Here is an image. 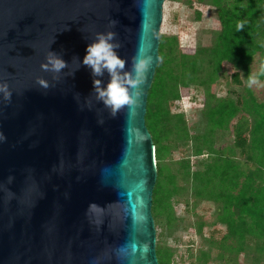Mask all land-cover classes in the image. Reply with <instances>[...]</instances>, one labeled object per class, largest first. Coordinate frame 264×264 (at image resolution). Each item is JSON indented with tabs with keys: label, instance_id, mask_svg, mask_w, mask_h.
<instances>
[{
	"label": "water",
	"instance_id": "obj_1",
	"mask_svg": "<svg viewBox=\"0 0 264 264\" xmlns=\"http://www.w3.org/2000/svg\"><path fill=\"white\" fill-rule=\"evenodd\" d=\"M164 1L0 0V264H159L145 114ZM107 30L126 67L150 59L138 102L115 115L80 63ZM48 49L68 62L59 74L42 68Z\"/></svg>",
	"mask_w": 264,
	"mask_h": 264
},
{
	"label": "rangeland",
	"instance_id": "obj_2",
	"mask_svg": "<svg viewBox=\"0 0 264 264\" xmlns=\"http://www.w3.org/2000/svg\"><path fill=\"white\" fill-rule=\"evenodd\" d=\"M219 29L220 23L216 10L212 5L197 0L164 1L159 40L160 37L162 39H164L163 37H175L177 55L184 54L186 58H189L191 55L198 54V59L202 61V71L193 73L188 86H179L180 96L168 102L170 112L173 115H181L188 137L175 139L172 136L170 141H159V139L157 140L159 143H156L161 151L160 158H156V163L159 161L158 181L159 186L165 191L160 192V200H162L166 190L177 187L171 195L172 198L168 196L164 198L166 205L171 202V210L174 216L171 223L168 224L165 217L162 218L163 222L154 220L156 244L160 243L170 248L175 264H264V250H260V246L256 243V241L259 242L258 240L246 242L243 251L234 252L221 248L222 237L226 233L225 224L218 221L221 202L218 199L201 198L195 195L197 190L194 186L197 175L195 171L201 172L199 173L200 178L198 177L196 180L198 183H207L212 188L215 186L223 188L222 186L225 185L227 193V191H230L235 178L232 170L229 172L227 179H223L227 177L226 175L222 174L220 176L224 167L222 164L227 163L228 159L233 160L237 167L244 171L241 181H244L246 174L249 173L247 170L252 171V173L257 172L256 167H258L256 162L250 161L245 154H241L233 143L232 124L238 118L246 116L250 124H254L255 117L249 113L251 108L249 109L247 105L240 108L239 113L232 119L231 125L225 128L215 127L220 122L226 121L223 117H217L214 119L216 121L205 125L204 107L212 104L217 99H222L224 96L233 99L243 98L244 96L249 97L251 92L258 102L264 101V86L249 87L246 73H241V83H236L233 80L232 73L237 69L227 61H223L219 66L217 75L209 86L208 83L205 84L201 81V77L204 78L205 74L212 68L206 63L205 54L202 55L200 49L212 44L214 35ZM159 54L163 58L162 64L164 65L162 68L159 66V69H161L159 76L161 87L169 76V72L166 71H171L173 64L168 54H162V51H159ZM261 61H264V52H257L249 64L247 74L255 71ZM260 79L264 81V78ZM164 88H156V99L163 96V91L166 90ZM248 104H252L250 99ZM147 126L155 137L156 133L148 121ZM165 130L169 135L168 126ZM201 132L202 135L207 134L208 138L211 139L210 150L205 143L200 144L198 135H201ZM181 135L183 136V132ZM247 137L248 139L252 138V133L247 132ZM200 147L201 149H199ZM249 153L252 154L253 158L257 155L253 149ZM214 160L219 161L220 164L216 163L218 166H212L213 169L221 172L218 175L202 172L204 169L206 170L207 164L213 163ZM186 161L189 162L188 168L184 167ZM223 161L224 163H221ZM226 174H228L227 171ZM261 176H257V182H263ZM220 178L227 183H223ZM199 189H202L201 186ZM218 195L217 193L215 196ZM242 238L245 239L246 237ZM226 241L228 244L234 243V239L227 238Z\"/></svg>",
	"mask_w": 264,
	"mask_h": 264
},
{
	"label": "trees",
	"instance_id": "obj_3",
	"mask_svg": "<svg viewBox=\"0 0 264 264\" xmlns=\"http://www.w3.org/2000/svg\"><path fill=\"white\" fill-rule=\"evenodd\" d=\"M197 1L212 5L216 10L217 18L220 23V29L216 31L212 44L200 49V53L202 55L203 53L205 54L204 58L207 60L206 63L212 68V70L205 74L204 78L201 77V81L205 84L208 83L209 86L213 79H215L219 66L223 61H227L237 69L232 73L233 80L236 83H241L240 74L246 73V76H248L249 64L254 55L257 52H264V0ZM241 22L244 23V27L238 30V25ZM163 38L164 39L160 37L158 52L162 51V54L166 53L169 55L168 57L171 59L173 68L171 71H166L167 73L169 72V76L165 84L160 87L161 82L159 76L161 69H159V66L162 68L164 65L162 64L163 58H161L159 54V61L155 69L151 86L148 90L145 114L146 125L148 121L153 131L156 133L154 137L151 130L148 128L155 144V155L157 159L160 158L161 151L156 143H159L161 140L165 142L170 141L172 136H174L175 139H184L185 136L188 137L181 115H173L168 109V102L180 96L179 86H188L191 82L190 78H192L191 76L193 73L202 71V61L198 59V54L191 55L189 58H186L184 54H180L179 56L181 58H178L177 43L174 42L175 37ZM260 78H264V76ZM168 82L169 85L167 86ZM162 87H165L164 89L166 90L163 91V96L156 99V88ZM209 95L213 97L211 93H209ZM249 99L252 103L250 105L248 104ZM246 105L249 109L251 108L249 113L255 117L254 124L251 125L246 116L238 118L237 121L232 124L233 143L241 154L247 156V159L256 162L258 166L256 167L257 172L252 173V171L247 170L249 173L246 174L242 182L240 179L244 171L237 167V164L233 162V160L231 161L225 158L228 159L227 163L222 164L224 167L221 171L223 172H219H221L220 176L222 174L227 176L223 179H227L229 177V172L231 170L233 171L235 180L233 181L230 191L226 193L225 185L222 186L223 188L219 186L212 188L207 183H198L196 180L198 177L200 178V171H195L197 175L194 180V186L197 188L195 195L201 198L218 199L221 202L218 221L225 224L226 233L222 237L223 242L220 246L225 250L229 249L234 252L243 251L246 242L251 240V242L258 240L259 242L256 241V243L260 246V250H264V101L258 102L251 92L249 93V97L244 96L243 98L233 99L224 96L222 99H217L212 104L206 105L203 111L206 121L205 125L210 124L212 121H216L214 119L217 117H223L226 121L220 122V124L215 125V127L219 128L220 126L225 128L231 125L232 119L239 113L240 108ZM166 125L168 126L169 135H167L165 130L167 127ZM182 132L183 136L181 135ZM247 132L252 133V138L248 139ZM198 136L200 144L205 143L210 150L211 139L208 138V135H202L201 132V135ZM157 140L159 141L157 142ZM199 149H201V147ZM251 149L256 151L257 155L255 158L249 153ZM215 158L217 159L218 157ZM216 163H219V161L214 160L213 163L207 164L206 170L204 169L202 172L205 171L209 174L218 175V170L212 167L218 166ZM221 163H224V161ZM188 165L189 162L186 161L184 167L188 168ZM156 166L158 174L159 161L156 163ZM226 171L228 174H226ZM258 175L259 177L262 175L261 179L263 182L256 181ZM223 179H221V181ZM223 183L227 182L223 180ZM159 184L157 175L152 195V215L155 221L163 222L162 218L165 217L166 222L170 224L174 218L171 210V202H168L169 205H166L164 203V198H167V196L172 198L171 195L175 192L177 187L170 188L168 191L166 190L165 195L162 200H160L159 194L164 190ZM200 186L202 189H199ZM217 193L219 195L215 196ZM242 237H246L247 239H243ZM227 238L234 239V243L228 244L227 241L225 242ZM156 254L159 264H175L172 258L173 254L169 247L157 243Z\"/></svg>",
	"mask_w": 264,
	"mask_h": 264
},
{
	"label": "clouds",
	"instance_id": "obj_4",
	"mask_svg": "<svg viewBox=\"0 0 264 264\" xmlns=\"http://www.w3.org/2000/svg\"><path fill=\"white\" fill-rule=\"evenodd\" d=\"M116 23V20L110 21L113 26ZM243 27L244 23L241 22L238 25V30ZM116 37L117 33L112 30L95 33L94 39L86 45L85 55L80 60V63L91 69L93 90L97 99L110 108L113 115L122 107L138 102L143 93L142 86L150 67V59L140 54L132 58L131 67H126L129 61L119 54L118 49L121 44ZM67 66L68 62L63 59L61 54L48 49L42 64L44 70L59 74ZM105 71L109 74L106 83L101 79ZM261 76H264V61L259 63L255 71L248 74V86H264V81L260 79ZM37 82L45 88L49 86L44 78H37ZM0 94H3L6 99L11 98V91L7 83H0ZM3 138V133H0V139Z\"/></svg>",
	"mask_w": 264,
	"mask_h": 264
}]
</instances>
